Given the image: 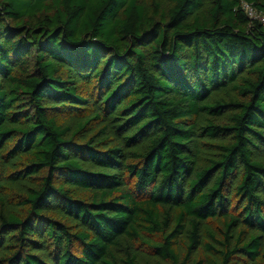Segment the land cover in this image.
<instances>
[{
	"label": "trees",
	"instance_id": "trees-1",
	"mask_svg": "<svg viewBox=\"0 0 264 264\" xmlns=\"http://www.w3.org/2000/svg\"><path fill=\"white\" fill-rule=\"evenodd\" d=\"M264 0H0V264H264Z\"/></svg>",
	"mask_w": 264,
	"mask_h": 264
},
{
	"label": "built area",
	"instance_id": "built-area-1",
	"mask_svg": "<svg viewBox=\"0 0 264 264\" xmlns=\"http://www.w3.org/2000/svg\"><path fill=\"white\" fill-rule=\"evenodd\" d=\"M244 8L248 11L250 17L254 18V19H258L260 20L262 23H264V14L258 12L253 5L249 4V3H244Z\"/></svg>",
	"mask_w": 264,
	"mask_h": 264
}]
</instances>
